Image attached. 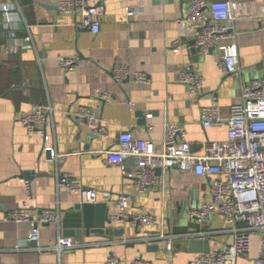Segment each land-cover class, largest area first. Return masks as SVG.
Listing matches in <instances>:
<instances>
[{
	"label": "crops",
	"instance_id": "obj_1",
	"mask_svg": "<svg viewBox=\"0 0 264 264\" xmlns=\"http://www.w3.org/2000/svg\"><path fill=\"white\" fill-rule=\"evenodd\" d=\"M193 0H95L102 7L100 29L95 32L81 26V18L59 13L56 0H0V6L20 7L30 26L19 24L14 40L0 37V264H107L111 257L123 264L137 259L154 264H188L198 254L190 253L191 233H211L210 252L230 244L223 233L225 224L215 216L206 224L190 217L192 210L213 202L212 178L193 173L182 175L173 168L166 173L164 194L137 190L134 180L123 175V167L134 172L136 161L109 163L106 152L118 149L119 135L131 131L160 152L166 123L183 125L194 153L203 154L207 142L225 141L226 124L204 129L200 123L204 107H218L228 118L233 105L241 102L243 88L264 76V0H230L237 18L240 70L223 75L218 52H193L188 42L198 31L197 24L180 25ZM224 1V0H211ZM135 10L128 16L126 9ZM180 41L178 53L173 44ZM12 47H21L9 54ZM79 56L76 71L63 72L60 61ZM126 66L132 72L146 74L145 84L118 83L112 70ZM187 66L205 79L196 94H190L180 82ZM109 94L106 100L101 97ZM133 105V108L130 106ZM52 107L45 130L50 145L63 157L48 161L40 135L30 134L21 118L39 107ZM81 108L91 109L95 120L78 118ZM151 115L149 118L148 116ZM104 128L106 136L96 134ZM36 174L28 180L25 174ZM57 174L78 179L85 188L99 193V202L107 204L110 217L118 210V197L129 195L131 203L124 223L107 225L123 229L124 235L112 239L91 233L82 240L72 238L81 247L58 255L39 248L53 247L63 230L57 224H39L40 240H27L39 216L57 212L81 202V194L57 189ZM23 210L29 221L16 223L8 212ZM152 214L163 228H136L134 217ZM161 232L176 236L173 257L163 241L149 244L146 239ZM16 244L28 248L22 252H4ZM246 260L254 264L260 255V235L252 234V249ZM243 257L237 264H244Z\"/></svg>",
	"mask_w": 264,
	"mask_h": 264
},
{
	"label": "built area",
	"instance_id": "obj_2",
	"mask_svg": "<svg viewBox=\"0 0 264 264\" xmlns=\"http://www.w3.org/2000/svg\"><path fill=\"white\" fill-rule=\"evenodd\" d=\"M60 14L81 18V26L91 28L95 32L100 29V19L103 9L95 0H56ZM128 16H133L135 10L126 9ZM237 18L233 14L230 0L211 1L193 0L186 10L181 26L197 24L198 31L194 36L197 47L202 53L218 52L220 56V71L223 75L237 73L240 70L238 53L239 33L236 30ZM24 23L29 33L30 26L26 23L20 7L9 5L0 6L1 37L14 40L19 31V24ZM32 41L31 35L26 42ZM180 41L173 44V52L180 51ZM21 47H12L9 54H17ZM79 56L62 59L59 63L63 72L76 71ZM116 82L134 81L145 84L146 74L132 72L126 66L117 65L112 70ZM180 82L190 94H196L204 85L205 79L187 66L180 76ZM110 97L105 94L101 100ZM133 108V105H130ZM52 115V107H39L34 113L23 116L20 120L30 134H38L44 142V152L50 156L49 161L59 162L63 157L51 146L50 137L45 126L48 117ZM78 118L87 122L95 120V113L91 109L81 108L76 113ZM149 118L151 115L148 116ZM200 123L204 129L222 126L228 127L225 141H209L204 146V153L197 154L192 150L187 140V132L183 125L166 123L163 148L160 152L153 150L147 141L138 138L133 132L126 131L119 135L118 149L106 152L109 163L124 164L129 158L136 161L134 172H128L123 167V175L134 180L137 190L144 193L159 192L164 194L167 188L166 173L176 168L182 175L193 173L212 178L211 195L213 202L192 210L190 217L200 224H206L211 218L221 216L225 229L223 233L232 238L230 244L208 254H198L188 264H237L238 259L251 251L252 234L260 235V255L254 264H264V76L251 80L242 90L241 102L230 109V116L224 118L218 107H204L201 110ZM106 130L99 128L96 134L105 137ZM57 189L81 194V203L97 204L99 193L95 189L85 188L76 178L68 174H57ZM131 203L129 195L118 197V210L110 217L112 223H124L127 209ZM1 216V209H0ZM6 218L16 223L29 221L23 210H16L5 214ZM57 212L45 211L36 222L28 238L29 243L40 240V231L36 225L58 224ZM132 224L136 228L162 227L152 214H140L133 218ZM211 233H191L189 238L205 240ZM176 236L161 232L155 237L147 238L152 244L163 241L165 250L173 257L178 253L174 247ZM72 238L61 237L51 248H39L40 251L50 250L58 255L80 248ZM28 248L16 244L2 249L4 252H22ZM107 264H123L118 258L111 257ZM132 264H154L153 262L137 259Z\"/></svg>",
	"mask_w": 264,
	"mask_h": 264
},
{
	"label": "water",
	"instance_id": "obj_3",
	"mask_svg": "<svg viewBox=\"0 0 264 264\" xmlns=\"http://www.w3.org/2000/svg\"><path fill=\"white\" fill-rule=\"evenodd\" d=\"M91 29V28H86ZM2 32V25L0 24V37ZM188 45L193 49V52L202 53L200 47H197L195 39L188 42ZM48 161L50 160L49 154ZM125 162H134L133 158H129ZM36 174H25V177L30 180ZM111 222L109 207L104 203L87 204V203H73L68 208L61 210L59 213V223L57 224L63 230L64 237H76L78 241L82 240L83 234L89 235L95 233L104 237L112 239L113 236L124 235L123 229H108L107 225ZM38 227V225H36ZM35 243V242H34ZM189 251L193 254H208L210 253V241L208 239L190 240Z\"/></svg>",
	"mask_w": 264,
	"mask_h": 264
},
{
	"label": "rangeland",
	"instance_id": "obj_4",
	"mask_svg": "<svg viewBox=\"0 0 264 264\" xmlns=\"http://www.w3.org/2000/svg\"><path fill=\"white\" fill-rule=\"evenodd\" d=\"M251 249H252V247H251ZM249 253H250V252H249ZM243 258H244V259H243V263H244V264H247V263H246V260L248 259V255L243 256Z\"/></svg>",
	"mask_w": 264,
	"mask_h": 264
}]
</instances>
